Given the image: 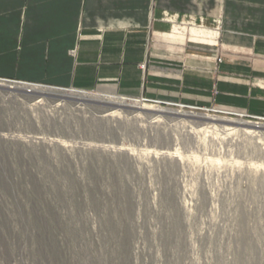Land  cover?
Returning <instances> with one entry per match:
<instances>
[{
	"label": "rangeland",
	"instance_id": "obj_1",
	"mask_svg": "<svg viewBox=\"0 0 264 264\" xmlns=\"http://www.w3.org/2000/svg\"><path fill=\"white\" fill-rule=\"evenodd\" d=\"M162 15L172 43L217 46L220 20ZM120 97L0 78V264H264V129H222L264 118Z\"/></svg>",
	"mask_w": 264,
	"mask_h": 264
},
{
	"label": "crops",
	"instance_id": "obj_2",
	"mask_svg": "<svg viewBox=\"0 0 264 264\" xmlns=\"http://www.w3.org/2000/svg\"><path fill=\"white\" fill-rule=\"evenodd\" d=\"M163 13L220 20L217 46ZM0 78L264 118V0H0Z\"/></svg>",
	"mask_w": 264,
	"mask_h": 264
},
{
	"label": "bare ground",
	"instance_id": "obj_3",
	"mask_svg": "<svg viewBox=\"0 0 264 264\" xmlns=\"http://www.w3.org/2000/svg\"><path fill=\"white\" fill-rule=\"evenodd\" d=\"M38 89L39 88H37V87H33V88L29 89V90L31 91L30 93H33L34 91H37ZM41 91H44V90L41 89ZM81 97H83V100L82 101L86 102L87 104H90V105H93V106H105V107H109L110 109L107 112L106 111L104 113L102 112V114H101V117L102 118H108V119L116 118V119H119V115H120V112L121 111H128V107L127 106H124L125 104H123V102H117V101L116 102H111V101H108L109 99L108 100L106 99L104 101H99V100H96L95 97H93V98L92 97L89 98L88 96L87 97L86 96H81ZM137 107H139V108L137 109ZM151 108L152 107H148L147 105H141V104L139 106L138 105L133 106V108L131 107V109H133V111L137 113L136 115H138V114H144L145 115L147 113L154 114V116H155L154 122H156V121L159 122V120H158L159 118H163L165 116H170V115L176 116L178 118L179 117H185L184 115H181L179 113H178L179 115L178 114H172V112L169 113V112L164 111L162 109H160V110H155L154 109L153 110ZM214 121L215 122H217V121L220 122L219 120H214ZM178 123H179V121H178ZM224 123L227 126H230V125H233L234 126L233 128L232 127H222V129L224 131H229L230 132V131H234L235 129L239 128V129H241V131H243V133L249 134L250 136L254 133V131H251L250 129H255V131L256 130H259V129H264L262 125H259V124L257 125L256 124L257 126H255V125L254 126H251L249 122H246V123H243V122L236 123V122H232V121H224ZM208 127H210V125H208ZM199 128H202V127H199Z\"/></svg>",
	"mask_w": 264,
	"mask_h": 264
},
{
	"label": "built area",
	"instance_id": "obj_4",
	"mask_svg": "<svg viewBox=\"0 0 264 264\" xmlns=\"http://www.w3.org/2000/svg\"><path fill=\"white\" fill-rule=\"evenodd\" d=\"M159 104V103H158Z\"/></svg>",
	"mask_w": 264,
	"mask_h": 264
}]
</instances>
